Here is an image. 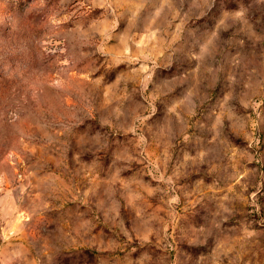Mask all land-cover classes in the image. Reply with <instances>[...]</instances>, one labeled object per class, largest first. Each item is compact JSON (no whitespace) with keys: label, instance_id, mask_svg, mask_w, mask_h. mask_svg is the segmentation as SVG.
<instances>
[{"label":"rangeland","instance_id":"obj_1","mask_svg":"<svg viewBox=\"0 0 264 264\" xmlns=\"http://www.w3.org/2000/svg\"><path fill=\"white\" fill-rule=\"evenodd\" d=\"M0 264H264V0H0Z\"/></svg>","mask_w":264,"mask_h":264}]
</instances>
